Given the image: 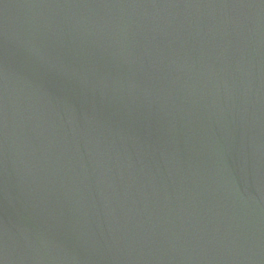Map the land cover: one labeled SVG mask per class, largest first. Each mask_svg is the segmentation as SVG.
Instances as JSON below:
<instances>
[{
	"label": "water",
	"instance_id": "obj_1",
	"mask_svg": "<svg viewBox=\"0 0 264 264\" xmlns=\"http://www.w3.org/2000/svg\"><path fill=\"white\" fill-rule=\"evenodd\" d=\"M0 264H264V0H0Z\"/></svg>",
	"mask_w": 264,
	"mask_h": 264
}]
</instances>
